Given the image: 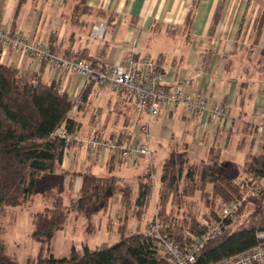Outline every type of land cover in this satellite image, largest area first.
I'll return each instance as SVG.
<instances>
[{
  "label": "crops",
  "instance_id": "1",
  "mask_svg": "<svg viewBox=\"0 0 264 264\" xmlns=\"http://www.w3.org/2000/svg\"><path fill=\"white\" fill-rule=\"evenodd\" d=\"M77 1L0 0V23L32 42L49 43L62 55L78 49L84 58L102 66H128L129 57L137 61L150 57L170 88L181 85L192 97L206 99L208 107L222 104L228 111L222 122L213 123L207 110L197 116L182 104L164 106L150 125L153 134L141 141L135 125L142 130L148 122L149 131L150 120L109 85L87 82L83 76L10 50L1 54L3 63L38 73L45 82H55L67 92L74 103L69 116L79 124L76 132L81 138L96 132L111 140L147 141L152 157L166 144L164 158L172 150L186 151L189 158L198 150L204 149L208 156L215 149L221 159L232 137L240 149L238 131L250 132V128L256 139L264 135V0H85L88 10L73 22ZM103 26L102 38L92 36L93 29L97 33ZM238 122H242L241 129ZM251 151L258 153L259 146ZM62 168L67 170L66 177L74 174L69 179L78 191L82 172L114 175L117 184H122L130 178L126 171L142 175L147 161L102 147L90 152L73 144L64 153ZM100 169L104 172L97 174Z\"/></svg>",
  "mask_w": 264,
  "mask_h": 264
},
{
  "label": "trees",
  "instance_id": "2",
  "mask_svg": "<svg viewBox=\"0 0 264 264\" xmlns=\"http://www.w3.org/2000/svg\"><path fill=\"white\" fill-rule=\"evenodd\" d=\"M17 1L23 3L26 0ZM86 10L88 7L85 0H78L73 9L72 21L78 22L79 14ZM216 19L217 14L214 22ZM190 20L191 11L187 22ZM261 27L262 19L257 26L258 32ZM88 60L96 69L104 67L95 59ZM73 105L59 84L45 82L38 73L5 64L0 58V209L25 203L40 185L49 190L60 189V193L62 190H71L73 183L66 179V171L62 168L67 147L57 132L63 130L67 134L77 133L79 124L69 116ZM211 153L213 155L209 164H203L200 173H197L193 167L190 170L187 167L184 172L188 162L186 151H170L160 166L159 182L168 188L173 185L176 187L184 177L185 186H188V183H197L194 178L197 173L201 183L213 185L216 195L231 199L240 185L228 174L219 159L218 151L211 149ZM242 167L253 180H264V135L261 136L259 152L247 153ZM153 170L154 166L144 176L138 175L136 182L122 183L119 191L124 205L129 206L132 195V209L146 207L152 191L153 184L149 177ZM80 175L81 184L76 197L54 193L50 205L32 213L31 237L34 240L48 242L57 231L65 227L68 214L72 211L91 216L107 206L110 198L108 192L114 191L117 177L98 176L91 171ZM258 186L259 193L250 200L253 203L250 211L241 213V205L234 218L226 221L220 234L202 245L193 264L218 262L264 243V238L258 237V233L264 232V183ZM68 198L70 202L66 206ZM214 215L217 212L213 211ZM126 216L127 223L130 218L128 214ZM126 223L123 221L120 237L112 244L91 247L83 242L80 248L72 247L67 257L38 254L27 264H168V258L158 251L156 239L145 233L126 234ZM186 223V230L194 232L191 235L195 236L205 232L207 227V223H199L195 216H191ZM183 226L170 224L162 229V233L185 249L190 241L188 243L178 233L182 232ZM0 264H17L16 260L6 254L1 239Z\"/></svg>",
  "mask_w": 264,
  "mask_h": 264
},
{
  "label": "rangeland",
  "instance_id": "3",
  "mask_svg": "<svg viewBox=\"0 0 264 264\" xmlns=\"http://www.w3.org/2000/svg\"><path fill=\"white\" fill-rule=\"evenodd\" d=\"M96 26H101V24ZM102 28L104 31V26ZM149 123L150 128L147 133L141 130V127L139 129L137 124L135 125L137 139L140 138L139 140L142 141L149 133L153 134V129L150 126L153 123V119H151ZM241 125L242 122L237 123L238 129H241ZM247 129H249L250 132L246 130L247 132L243 131L242 133V131H238L237 133L238 142L240 141L238 144L241 150L236 148V137L234 136L231 138L228 148L224 151L223 158L220 159L219 157L223 166L228 170V174L240 185L238 187V192L233 194L231 199L216 195L211 183L203 184L200 182L201 180L197 173H200L203 164H209L211 156L213 155L209 152L207 156L204 149L198 150L196 154L190 153V159L188 158V162L184 167V172L187 167L188 170L192 167L196 169L197 173H195L194 176L197 182L196 184L193 183V185L188 183V186H185L184 177V180L178 181L176 187L173 185L168 188L158 182V171L163 162V156H165L167 151L166 144H164L163 148L156 156L152 157V153L150 158L141 154L135 155L136 159L143 158L144 161H147V168L144 172L141 171L143 172L142 176L153 167V164L158 170H153L155 172H153L154 176L152 173L151 177H149V181L151 185H153L151 187L152 191L148 204L145 208L140 209L134 207V209H132V195L130 196L131 200L129 199V201H131L129 202V206L124 205L119 191L122 184H116L113 189L114 191L108 192L110 198L107 200L108 204L104 209L91 216L76 214L72 211L68 214L63 229L57 231L48 242L38 241L31 237L33 231L32 213L50 205L52 197L55 195L54 193H63L68 196L76 197L78 192L71 188V190L66 192L62 190L60 193V189L49 190L46 189L45 186L40 185L36 187L25 203L19 206H4L0 209V239L4 244L6 254L16 260L17 264H27L29 260L34 259L38 254H53L56 257H67L72 247L80 248L83 242H87L91 247L109 245L119 239V232L122 228L121 224L123 221L126 223L125 218L127 214L130 219L125 226L126 234L145 233L149 220L157 215L161 221V231L164 227H169L170 224L176 226L183 224L182 232L178 231V233H181L182 239L189 243V241H191V234H195L194 232L186 230V221H188L191 216H195L201 224L211 223L216 216H213V211L218 212L221 210V206L224 202L235 200L241 201V205H243L241 213L249 212L253 206L250 200L256 197V195L251 193L252 189L259 188L258 184L262 185L264 180H253L252 176L243 171L242 163L246 158H244V153H255L251 150L253 147L259 146L261 140V137L259 139L255 138L254 133H251L252 129ZM101 136L106 139L105 136ZM202 147L203 145H201L200 148ZM89 151L96 152L92 150ZM123 156L128 157L126 155ZM140 168L139 166L138 169ZM103 172L104 170L100 169L97 174H102ZM123 174L125 173L123 172ZM73 175H69L66 179H74ZM125 176L130 177L127 178L128 182H136L137 178L134 176L133 172L126 171ZM241 184L244 186L242 187ZM69 202L70 199H66V206ZM171 231H173V229Z\"/></svg>",
  "mask_w": 264,
  "mask_h": 264
},
{
  "label": "built area",
  "instance_id": "4",
  "mask_svg": "<svg viewBox=\"0 0 264 264\" xmlns=\"http://www.w3.org/2000/svg\"><path fill=\"white\" fill-rule=\"evenodd\" d=\"M103 34V28L100 32H92V36L98 39L102 38ZM0 49L1 54L10 50L21 56L27 55L39 62H46L57 69L83 76L87 82L107 84L117 95L132 100L135 110L143 112L148 117V121L157 117L162 107L174 104H182L188 112L197 116H201L207 110L208 118L213 123L222 122L228 115L227 108L222 104L208 107L206 99L192 97L181 85L170 88L165 82L164 72L150 57H142L139 61L129 57L128 66L114 64L96 69L78 49L73 50L71 55H62L49 43L32 42L21 32H9L1 23ZM147 124L148 122L142 126L145 133H147ZM57 134L65 140L67 148L73 144L83 145L92 151L102 147L121 152L128 157L141 154L150 158L152 153L147 141L130 143L124 140H109L95 132L87 138H81L77 133L67 134L63 130L58 131ZM251 193L257 195L259 188H253ZM240 206L239 200L224 202L213 221L207 224L205 232L197 236L191 235V241L185 249L170 236L162 233L161 221L157 215L149 220L145 234L156 239L158 251L168 258V264H193L202 245L220 234L226 221L234 218ZM258 237L264 238V232L258 233ZM207 264H264V243L221 261Z\"/></svg>",
  "mask_w": 264,
  "mask_h": 264
}]
</instances>
